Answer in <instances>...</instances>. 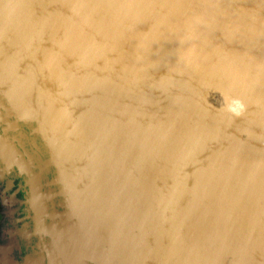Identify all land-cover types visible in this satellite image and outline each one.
I'll return each mask as SVG.
<instances>
[{"label":"water","instance_id":"1","mask_svg":"<svg viewBox=\"0 0 264 264\" xmlns=\"http://www.w3.org/2000/svg\"><path fill=\"white\" fill-rule=\"evenodd\" d=\"M14 169L0 264H264V0H0Z\"/></svg>","mask_w":264,"mask_h":264},{"label":"flooded vegetation","instance_id":"2","mask_svg":"<svg viewBox=\"0 0 264 264\" xmlns=\"http://www.w3.org/2000/svg\"><path fill=\"white\" fill-rule=\"evenodd\" d=\"M28 189L18 170L0 172V231L22 229L26 222L32 226L28 216L33 215V206L28 200ZM32 250L33 244L20 240L18 255L24 256Z\"/></svg>","mask_w":264,"mask_h":264},{"label":"bare ground","instance_id":"3","mask_svg":"<svg viewBox=\"0 0 264 264\" xmlns=\"http://www.w3.org/2000/svg\"><path fill=\"white\" fill-rule=\"evenodd\" d=\"M39 200H37L36 201V203H37V211H38V217H40V219H41V222H40V224H39V226L40 227H44V222H43V225H42V220H43V217H44V212H46V209H45V206H46V200L45 199H43L42 200V198H38ZM59 204H60V202H59ZM65 205H66V203H65ZM84 214H85V212H84V210H80V216L79 217H84ZM54 216H57V215H54ZM49 217L51 218V220H53V219H56V218H53L52 219V214L50 213L49 214ZM68 215L67 214H65V216H64V219H66V220H68ZM81 219V218H80ZM79 219V220H80ZM46 222H47V220H45ZM51 222V221H50ZM56 223H58V220H56ZM56 223H52L51 222V224L48 226V224L46 225V227H45V229H48L49 227H51V228H54V227H56L57 226V224ZM65 226V225H64ZM89 232H90V235L92 234L93 236H94V230H93V227H89ZM97 236H96V238H99L101 235H100V232L98 231L97 232ZM91 238V237H90ZM100 239V238H99ZM90 255L91 256H95V257H99V258H101L102 257V250L101 249H96V250H94V249H90Z\"/></svg>","mask_w":264,"mask_h":264}]
</instances>
